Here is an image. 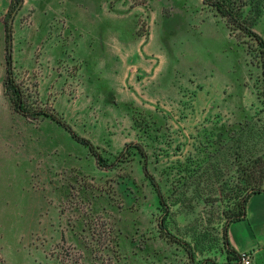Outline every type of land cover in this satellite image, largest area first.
Wrapping results in <instances>:
<instances>
[{"label": "rangeland", "instance_id": "1", "mask_svg": "<svg viewBox=\"0 0 264 264\" xmlns=\"http://www.w3.org/2000/svg\"><path fill=\"white\" fill-rule=\"evenodd\" d=\"M263 9L252 29L264 39ZM0 0V264L216 262L264 156L261 48L201 0ZM250 22L254 11L244 7ZM12 73L29 109L4 92ZM247 252V251H246ZM217 263V262H216Z\"/></svg>", "mask_w": 264, "mask_h": 264}, {"label": "trees", "instance_id": "2", "mask_svg": "<svg viewBox=\"0 0 264 264\" xmlns=\"http://www.w3.org/2000/svg\"><path fill=\"white\" fill-rule=\"evenodd\" d=\"M203 4L213 8L218 12L222 17L225 18L226 24L230 29H238L243 33L247 34L249 37L253 38L257 44L261 48V73L264 82V39L256 33L251 25L252 21H255L256 18L260 15L263 5L259 4L258 0H201ZM22 0H10L9 8L7 10V16H11L17 9L20 7ZM248 6L250 10L254 11V16L250 22L247 20V16L244 15V7ZM10 18V17H9ZM12 27L11 24L5 23V63H6V75L3 81L4 92L8 95L13 108L23 115H28L31 117H36L38 114H46L49 115L52 119H54L58 124H60L65 130H67L70 135L77 140L78 142L85 144L88 146L89 150L93 153L96 158V162L100 165L106 164L101 157V155L93 148L90 142L77 135L68 125H66L59 117H56L52 113H47V111H43L42 109H29L25 106L23 102V92L15 81L12 73V59H11V37ZM238 169L241 173L246 177V183L250 188V191L242 198L240 203V209L235 217H230L226 220L222 227V243L224 249L227 254L226 262L224 263H216L212 264H236L238 263L239 253L231 247L228 238H227V227L230 222L242 219L245 217V207L246 202L249 196L253 193L264 192V156H257L254 159L240 164ZM143 173L146 177H148L151 183L155 186V190L159 199V203L164 207V215L158 222L159 228L164 234H167L168 237L172 238L173 241H176L180 244L186 251L187 256L190 260L191 264H194V252L191 245L183 241L169 231L166 230L164 226V218L167 214V205L164 199V196L156 184L155 180L152 176H150L147 168L146 161H144L142 165Z\"/></svg>", "mask_w": 264, "mask_h": 264}, {"label": "crops", "instance_id": "3", "mask_svg": "<svg viewBox=\"0 0 264 264\" xmlns=\"http://www.w3.org/2000/svg\"><path fill=\"white\" fill-rule=\"evenodd\" d=\"M245 212L244 218L229 223L228 241L236 253L247 251L251 264H264V192L249 196ZM226 258V251L222 247L216 262L224 263Z\"/></svg>", "mask_w": 264, "mask_h": 264}, {"label": "built area", "instance_id": "4", "mask_svg": "<svg viewBox=\"0 0 264 264\" xmlns=\"http://www.w3.org/2000/svg\"><path fill=\"white\" fill-rule=\"evenodd\" d=\"M238 264H251L250 254L246 251L239 253Z\"/></svg>", "mask_w": 264, "mask_h": 264}, {"label": "water", "instance_id": "5", "mask_svg": "<svg viewBox=\"0 0 264 264\" xmlns=\"http://www.w3.org/2000/svg\"><path fill=\"white\" fill-rule=\"evenodd\" d=\"M15 12L11 15L10 19L9 20H12L13 16H14Z\"/></svg>", "mask_w": 264, "mask_h": 264}]
</instances>
